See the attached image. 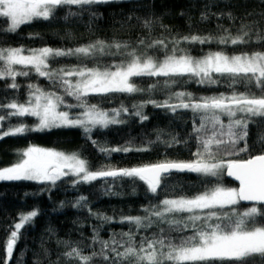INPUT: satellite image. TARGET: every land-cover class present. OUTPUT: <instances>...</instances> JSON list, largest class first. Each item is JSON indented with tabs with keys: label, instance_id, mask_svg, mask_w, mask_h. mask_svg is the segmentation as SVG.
<instances>
[{
	"label": "snow or ice",
	"instance_id": "1",
	"mask_svg": "<svg viewBox=\"0 0 264 264\" xmlns=\"http://www.w3.org/2000/svg\"><path fill=\"white\" fill-rule=\"evenodd\" d=\"M111 2L0 0V18L10 22L4 30L15 33L22 25L54 18L57 9L64 6L82 7ZM75 15L76 12H68V16ZM228 17L232 18L231 13H228ZM207 18V15L202 14L201 19ZM255 24V21L249 25L242 24L240 34L235 37L224 29L226 34L216 37L193 35L168 40L166 37L152 38V21L145 20L143 28L149 35L139 37L135 45L128 41L107 42L97 39L67 49L0 47V81L10 80L11 83L6 85L8 89L19 90L21 85L17 83V77H28L31 74L47 80L50 86L44 89L39 84H27L28 91L22 102L13 98L8 103L0 104V112H6V115H0V127L13 117H35L38 121L33 126L22 121L15 126L10 125L7 130L0 131V139L67 127L81 129L97 151L106 157L114 152L148 151V147L137 148L130 143L108 147L92 138L95 130L126 123L124 116L138 117L141 122L147 120L148 117L143 114L145 102L132 105L133 111L130 113L123 104L118 108L105 109L99 104L90 103L88 98L144 92L145 89L137 86L133 80L141 77H162L166 88H171L181 78L187 77L200 85L227 82L230 89L227 94L212 96H194L191 92L175 91L162 102H146L173 114L178 111L192 113V131L189 135L195 143V151L190 160L165 159L127 168L102 166L91 170L87 159L77 152L66 153L29 146L19 153L22 156L19 162L0 168V181L31 180L55 186L57 181L72 177V186L75 187L98 179L128 178L133 182H142L153 195L162 189L163 181L173 172L195 173L209 178L202 191L192 195L166 196L158 204L150 203L143 207L145 215L121 216L118 220L119 223L134 225L137 232L148 230L154 224L167 225L169 233L160 228L151 237H141L139 243L131 231L120 233V240L113 237L108 241L99 240L97 233L92 243L98 242L100 251H92L91 254H85L79 245L61 241L68 249L63 253L67 261L92 264L93 259L99 255L106 264H207L217 260L244 264L249 257L264 258V207L256 206H264V133L258 136L259 154H251L248 143L249 125L255 126L257 121L264 122V52L229 55L219 50L194 57L179 47L182 43L248 44ZM255 35L257 43L264 39L259 31ZM150 51L152 54H149ZM157 53L163 58L158 59ZM59 57L81 59L79 64L71 67H52L50 61ZM103 57L119 59L105 63L102 62ZM85 60L91 62L92 66L89 67ZM239 86L245 90L237 91ZM252 87L259 94L253 92ZM155 88L156 85H150L148 91ZM69 98L73 102H69ZM161 135L158 133L156 141L147 143L160 142L168 147L188 143L177 135L169 134L168 140H162ZM240 153L247 154V158H233L239 157ZM224 175L234 177L239 187L224 186L221 180ZM107 192L118 194L111 193L110 188ZM86 201L85 196H80L74 206L86 207ZM242 201L254 203L240 213L235 206ZM38 215V210H31L19 217V222L15 223L14 230L6 240L8 260L12 258L20 230ZM257 217H260V221ZM99 219L111 223L114 218L101 215ZM171 232L176 233L175 239ZM186 232L191 234L184 235Z\"/></svg>",
	"mask_w": 264,
	"mask_h": 264
},
{
	"label": "trees",
	"instance_id": "2",
	"mask_svg": "<svg viewBox=\"0 0 264 264\" xmlns=\"http://www.w3.org/2000/svg\"><path fill=\"white\" fill-rule=\"evenodd\" d=\"M76 12L75 16H68V12ZM95 13V15H93ZM231 13V19L228 17ZM202 14L207 19H201ZM67 17V19H65ZM152 21L150 35L154 39L166 37L171 40L183 36H220L225 35L224 29L233 37L240 34L242 24L249 25L254 21L251 42L241 45H218L182 43L180 48L185 49L194 57L203 56L210 51H225L229 55L242 52H264V39L256 42L255 32L259 31L264 37V2L261 0H112L111 3L87 6H64L57 9L54 18L36 20L22 25L15 33H8L4 29L10 23L6 18H0V47H18L25 49L52 47L75 48L93 42L97 39L111 42L128 41L135 45L139 37H147L149 32L143 28V21ZM247 30V29H245ZM247 39V38H246ZM171 48V45H169ZM139 51V49H138ZM149 54H152L150 51ZM158 59L163 56L157 53ZM81 58L59 57L50 61L52 67H71L80 63ZM102 62L118 61V57H103ZM91 67V62L85 60ZM137 86L145 89L135 94L115 93L107 97L90 96L89 102L99 104L105 109L118 108L121 104L133 111L132 105L145 102L143 114L148 117L141 122L138 117L124 116L127 122L110 126L108 129L95 130L92 138L108 147L131 146L148 147V151H131L127 153L114 152L110 156L99 153L96 147L85 137L79 128H52L45 131H32L23 135L9 136L0 139V168L11 166L19 162V155L29 146H43L66 153L77 152L86 158L91 170L102 166L127 168L142 164L156 163L165 159L190 160L195 151V143L189 135L192 131V113L178 111L173 114L167 109L157 108L149 100L162 102L175 91L191 92L194 96H212L219 93H229L227 82L216 85H200L187 77L181 78L171 88L164 87V78L141 77L133 78ZM10 80L0 81V104L8 103L13 98L22 102L27 93V84H39L48 89L49 82L31 74L28 77H17L21 85L19 90L6 87ZM150 85H156L148 91ZM239 86L237 91H244ZM253 92L257 90L252 87ZM257 94H259L257 92ZM69 102H73L69 98ZM174 102V101H173ZM73 111H76L75 109ZM6 115V112H0ZM28 126L35 125V117H13L6 120L1 127L7 130L20 122ZM158 133L161 139H170L169 134L187 140V144H175L168 147L163 143L148 144L156 141ZM264 133V122L257 121L256 125H249V150L259 154L258 136ZM256 147H253V145ZM243 145L241 144V147ZM247 158V154L240 153L239 157ZM72 177L57 181L55 186L49 183H39L31 180L0 181V264H75L67 261L63 253L68 249L61 241L72 242L84 249L85 254L100 251V244L92 243V238L98 233L99 240H111L113 237L120 240V233L131 231L139 243L141 237H151L164 228L169 233L167 225H156L148 230L137 232L135 226L128 223H119L121 216H143L142 208L151 204H158L160 200L176 194L192 195L202 191L209 178L200 177L195 173L173 172L163 181L162 189L157 194L149 193L146 186L128 178L98 179L90 184L72 186ZM226 187H238L224 175L221 177ZM111 189L110 194L107 192ZM133 189L135 191H133ZM80 196L87 198V206L75 207ZM253 204L240 202L235 206L237 212H244ZM257 207H264L256 205ZM96 213V216L91 215ZM31 210H38L39 215L20 230L11 260L6 258V240L14 230L19 217ZM226 211L228 209H225ZM111 216L113 222H105L99 216ZM179 219L180 217H176ZM260 221V217H257ZM95 229V232L93 231ZM175 239L176 233L171 232ZM190 232L184 235H190ZM92 264H106L98 255ZM207 264H238L236 261L217 260ZM244 264H264V258L249 257Z\"/></svg>",
	"mask_w": 264,
	"mask_h": 264
},
{
	"label": "water",
	"instance_id": "3",
	"mask_svg": "<svg viewBox=\"0 0 264 264\" xmlns=\"http://www.w3.org/2000/svg\"><path fill=\"white\" fill-rule=\"evenodd\" d=\"M226 177L229 178L230 180H232L233 182L237 183V185H238V187H239V182H238L237 180H235L234 177H228L227 175H226ZM238 187H237V188H238ZM242 203H243V204H248V205H249V204H253L254 202H245V201H242Z\"/></svg>",
	"mask_w": 264,
	"mask_h": 264
},
{
	"label": "rangeland",
	"instance_id": "4",
	"mask_svg": "<svg viewBox=\"0 0 264 264\" xmlns=\"http://www.w3.org/2000/svg\"><path fill=\"white\" fill-rule=\"evenodd\" d=\"M0 131H4V130H2V128L0 127ZM36 147H39V148H45V149H51V148H48V147H43V146H37V145H35ZM53 186V185H52Z\"/></svg>",
	"mask_w": 264,
	"mask_h": 264
}]
</instances>
